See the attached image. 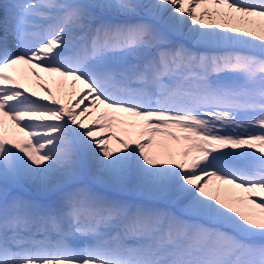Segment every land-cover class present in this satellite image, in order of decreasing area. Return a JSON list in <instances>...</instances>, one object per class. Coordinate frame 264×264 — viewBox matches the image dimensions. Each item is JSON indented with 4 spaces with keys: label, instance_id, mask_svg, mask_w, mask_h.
<instances>
[{
    "label": "snow or ice",
    "instance_id": "6c2138e0",
    "mask_svg": "<svg viewBox=\"0 0 264 264\" xmlns=\"http://www.w3.org/2000/svg\"><path fill=\"white\" fill-rule=\"evenodd\" d=\"M0 264H264V0L0 3Z\"/></svg>",
    "mask_w": 264,
    "mask_h": 264
},
{
    "label": "bare ground",
    "instance_id": "6f19581e",
    "mask_svg": "<svg viewBox=\"0 0 264 264\" xmlns=\"http://www.w3.org/2000/svg\"><path fill=\"white\" fill-rule=\"evenodd\" d=\"M41 75H44L43 73L41 74ZM46 80H47V78H46ZM45 80V81H46ZM47 82V81H46ZM46 86H48V87H50L48 84H46ZM52 87V86H51ZM53 89H54V86L52 87ZM67 90V89H66ZM8 128H9V130L10 131H13L14 132V130H11V128H10V126H7ZM16 136H20L22 133H14Z\"/></svg>",
    "mask_w": 264,
    "mask_h": 264
},
{
    "label": "rangeland",
    "instance_id": "374dc122",
    "mask_svg": "<svg viewBox=\"0 0 264 264\" xmlns=\"http://www.w3.org/2000/svg\"><path fill=\"white\" fill-rule=\"evenodd\" d=\"M42 76H45V80H46V78H47V80H48V77H47L45 74L42 75ZM47 80H46V81H47ZM47 84H48L50 87H51V86H52V87L54 86L53 84H50V83H47ZM54 87H55V86H54Z\"/></svg>",
    "mask_w": 264,
    "mask_h": 264
}]
</instances>
